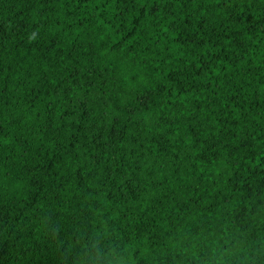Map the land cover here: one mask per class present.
I'll return each mask as SVG.
<instances>
[{"label": "trees", "instance_id": "16d2710c", "mask_svg": "<svg viewBox=\"0 0 264 264\" xmlns=\"http://www.w3.org/2000/svg\"><path fill=\"white\" fill-rule=\"evenodd\" d=\"M264 264V0H0V264Z\"/></svg>", "mask_w": 264, "mask_h": 264}, {"label": "clouds", "instance_id": "9594fccd", "mask_svg": "<svg viewBox=\"0 0 264 264\" xmlns=\"http://www.w3.org/2000/svg\"><path fill=\"white\" fill-rule=\"evenodd\" d=\"M225 253H222L220 257L217 258L215 264H225Z\"/></svg>", "mask_w": 264, "mask_h": 264}]
</instances>
